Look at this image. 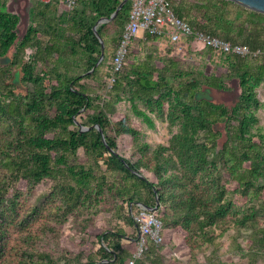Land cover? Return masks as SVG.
I'll use <instances>...</instances> for the list:
<instances>
[{
	"label": "trees",
	"instance_id": "16d2710c",
	"mask_svg": "<svg viewBox=\"0 0 264 264\" xmlns=\"http://www.w3.org/2000/svg\"><path fill=\"white\" fill-rule=\"evenodd\" d=\"M122 1L77 0L72 10L65 9L59 0L47 4L40 1L51 13L62 8L69 15L68 19H63L62 24H57V20L46 18L45 12L41 11L40 16L45 19L41 22L45 29L43 34L47 35L43 48L40 47L34 26L27 28L16 45L15 30L19 19L5 12L0 1V264H126L125 261L131 258L136 248V236H126L124 229L104 230L96 236L98 247L95 254L86 262L79 259L75 262L67 255H61L59 259L32 244L27 246V242L39 240L37 236L28 235L23 238L24 248L18 247L16 259L5 260L13 251V248L9 249L10 230L13 227L20 231L28 229L40 209L35 205L27 214L20 215V193L14 188L20 181H24L30 190L45 179L52 181L46 201H59L58 205L47 207L49 211L60 213L56 216L57 222H64L76 210L85 209L97 215L99 206L108 196L110 200L117 198L121 201L127 211L124 223L137 231L132 218L137 209L136 204L153 207L158 201L156 214L162 223V240L165 228L180 231L187 241L213 243L210 232L221 223L228 208L227 202H222L223 192H207L200 188L201 182H192L191 188L186 191H172L166 181L159 180V167L154 169L159 178L156 186L140 171L145 166L142 161L131 162L116 154L115 138L119 135L134 136L136 132L123 120L111 122L103 109L111 111L113 103L121 99L120 94L126 87L131 101L144 100L150 111L160 109L169 93H173L175 105H180L186 114L182 131L173 138L174 145L170 146L176 151L180 164L189 166L192 173H195L205 171L206 164L215 167L216 162H219L240 193L254 197L258 203L257 211L264 216V200L258 199L264 191V148L244 137V110L252 96L247 81L250 77L256 82L264 81V59L254 71L247 59L249 56L240 57L203 46L208 52L223 55L227 73L238 79L239 102L230 112L200 97L203 91L201 85L221 89V76L210 74L202 75L201 78L189 77L176 89L163 76H155L157 70L149 64L130 65L126 72L116 76L108 88L109 100L102 105L95 104V101L101 99L100 96L92 97L91 91L80 84L82 80H98L101 64L89 73L100 56V42L93 32V26L98 19L110 17ZM171 7L175 15L186 21L193 30L216 36L231 45H237L240 41L238 45L247 47L250 55L256 54V58L264 52L263 14L229 0H198L193 4L198 11L195 18H189L182 9ZM129 10L130 4L127 1L111 22L97 27L104 44L107 43L104 29L110 24H117L120 33L110 39L117 47ZM35 22L39 23L33 18ZM143 37L147 41L160 38L146 32ZM13 46L15 55L10 60L7 53ZM31 48L36 51L34 58L22 63L21 55ZM53 54L57 55L53 63V74L47 80L44 74H34V61L46 63ZM19 67L23 81L31 86L23 98L17 96L13 88L18 81ZM112 73L111 58L106 82ZM89 109H93V114L88 115L82 126L98 125L104 141L96 128L79 131L77 117ZM52 110L53 114H50ZM136 114L152 125L146 112L137 110ZM220 123L227 130L225 135L219 132ZM198 130L203 131L205 142L199 152L194 153V147L189 141H193ZM108 132L113 136H108ZM221 137H224L223 142ZM218 139L221 140V146L216 148ZM78 150L87 156L88 164L78 163ZM210 153L213 158L208 160ZM99 162L105 165L108 173L117 176L113 181L107 180L106 172H95L94 166L98 167ZM164 162L168 164L171 161ZM123 239L128 240L129 244L125 245ZM252 240L263 248L264 230L256 232ZM148 244L143 256L133 264H161L158 248L150 241Z\"/></svg>",
	"mask_w": 264,
	"mask_h": 264
},
{
	"label": "rangeland",
	"instance_id": "374dc122",
	"mask_svg": "<svg viewBox=\"0 0 264 264\" xmlns=\"http://www.w3.org/2000/svg\"><path fill=\"white\" fill-rule=\"evenodd\" d=\"M0 1L5 12L16 15L19 19L15 30L17 35L16 45L25 35L27 28L34 26L37 30V38L40 40V47H44L47 35L43 34L45 29L41 22H44L45 19L40 16L41 11L45 12L46 18L57 20V24H62L63 19L69 17L62 8L55 11V13L49 12L39 0ZM197 1L169 0L168 2L171 6L182 9L189 18H195L198 11L193 7V4ZM233 14L231 11V16ZM33 18L39 23H33ZM104 33L107 34V43L104 44V58L100 62L98 80L89 79L80 82L81 86L87 87L91 91L92 97L100 96L101 99L95 101V104L98 105H102L109 100L108 88L110 87L105 79L108 76L111 58L116 51V44L111 43L110 39L120 33V28L117 24H110L104 29ZM162 38L147 41L144 40L143 36L137 37L130 45V52L124 61L123 71L126 72L132 64H149L157 70L155 76L157 74L163 76L176 89L180 83H184L189 77L201 78L202 75L215 74L222 77L223 87L213 89L201 85L203 91L200 93V97L207 98L212 103L225 107L229 112L238 104L240 96L239 82L236 77H232L227 73V64L223 61V55L208 52V49L203 47L202 43L186 37H182L177 43H171L166 36ZM159 39L163 44L161 46L154 43ZM238 44H241V42L238 41ZM35 52L34 48L27 49L21 55L22 63L32 61ZM14 55L15 46L7 53L10 60L13 59ZM246 56H249L247 59L251 62V68L256 71L257 66L264 59V57H260L264 56V52L257 58L256 54ZM56 58L57 55L53 54L46 63L34 61V74H44V78L47 80L53 74V63ZM60 70L61 68H59ZM18 71V81L14 83L13 88L14 93L22 97L30 90L31 86L23 81V73L20 71V67ZM247 82L252 96L244 110V137L253 140L264 148V81L256 82L254 78L250 77ZM45 84H47V81H45ZM120 98L118 102L113 103L111 111L104 109L103 111L111 122L117 123L123 120L126 125L135 130L136 134L134 136H117L115 138L116 154L131 162L142 161L145 166H142L140 171L145 178L156 186H158L159 178L155 175L156 171L154 169L159 167V180L166 181L172 191H186L191 188L192 182L196 184L201 182V189L211 193L223 192L224 200L222 202H227L228 208L221 223L213 227L210 232L213 236V243H206L202 240L197 242L187 241L180 231L163 228L165 231L163 240L161 244L156 245L158 255L161 257V264H211L214 262L264 264V247L260 248L252 240L256 232L264 230V216L260 215V211H257L258 203L254 197L248 193L241 194L219 162H216L215 167L206 164L204 165L205 171L192 173L193 170L189 166L184 167L180 164L176 151L170 147L174 145L173 138L181 133L182 126L186 123L184 119L186 114L184 115L180 105H175V95L169 93V97L164 100L162 107L154 111L149 110L144 100L134 99L131 101L127 87L120 94ZM137 110L146 112L152 125H149L142 117L138 116L136 114ZM50 114H53V110L50 111ZM92 114L93 109L83 112L81 116L77 117L76 123L82 126L87 121L88 115ZM218 128L219 132L225 135L227 130L224 124L220 123ZM107 135L113 136L109 132ZM221 138L223 142L224 137ZM220 139L217 141L216 148L221 146ZM204 142L203 131L198 130L193 136V141H189V144L194 147V153H197ZM181 151L183 152L184 149ZM211 158H213L212 153L208 155V160ZM165 160L171 162L166 164ZM77 161L80 164H88L87 156L82 150L77 152ZM94 170L95 172H106L105 175L109 182L117 177L108 173L102 162H99L98 167L94 166ZM51 187L52 181L48 179L43 180L31 190L28 189L24 181H20L14 186L20 193V215L27 214L35 205L40 209L34 219L35 221L28 229L23 231L18 230L16 227L9 229L11 234L9 249L13 248V251L5 257V260L16 259L15 253L18 251L19 246L24 248L25 240L23 238L28 235L37 236L39 240L38 242H27V246L32 244L35 248L48 251L59 259H61V255H67L70 260L75 262L76 259L86 262L88 258L95 254L98 247L96 236L104 230L124 229L126 236H136V230L129 228L124 223L127 211L122 207L121 201L117 198L116 200H110L108 196L99 206L97 215H92L91 211L85 209L76 210L64 222H57L58 217L56 216L60 213L56 210L49 211L47 209L48 205L56 206L59 204L58 200L46 201V196L49 194ZM258 199L264 200V191ZM122 242L125 245L129 244L126 239H123ZM148 247L149 244H147ZM95 260H97V257H95ZM131 260L132 256L125 263L129 264Z\"/></svg>",
	"mask_w": 264,
	"mask_h": 264
},
{
	"label": "built area",
	"instance_id": "2783aa9c",
	"mask_svg": "<svg viewBox=\"0 0 264 264\" xmlns=\"http://www.w3.org/2000/svg\"><path fill=\"white\" fill-rule=\"evenodd\" d=\"M43 3H51L54 0H40ZM65 9L72 10L77 0H59ZM130 10L128 19L124 25L116 51L112 57V75L107 79V85L111 87L116 76L120 75L124 68V61L130 52V45L138 37L139 32L149 35L166 36L171 43H177L182 37L193 38L204 46L217 52L233 54L240 57L250 55L247 47L242 45H231L228 42L200 30H193L184 20L175 15L167 0H128ZM136 211L132 218L137 228L136 250L132 254L133 264L135 260L142 257L147 249L148 242L159 245L162 242V223L157 216L156 210H147L141 204H136Z\"/></svg>",
	"mask_w": 264,
	"mask_h": 264
},
{
	"label": "water",
	"instance_id": "95a60500",
	"mask_svg": "<svg viewBox=\"0 0 264 264\" xmlns=\"http://www.w3.org/2000/svg\"><path fill=\"white\" fill-rule=\"evenodd\" d=\"M128 0H123L118 8L110 15V17L108 18H100L97 20V22L95 23V25L93 26V32L94 34L96 35V37L98 38L99 42H100V56L97 60V62L95 63L94 67L89 71L92 72L94 70L95 67H97L100 62L102 61V59L104 58V42L102 40V38L100 37V35L98 34L97 32V27L100 25V24H103L105 22H108V21H112L118 14L119 10L123 7V5L125 3H127ZM235 4H238L248 10H251V11H254V12H257L259 14H263L264 15V0H229ZM90 128H96L99 133L101 134L102 136V139L104 141V137H103V134H102V130L100 129V127L98 125H95V126H91V127H84V126H81L79 125V131H86V130H89ZM142 207L146 208L147 210H156L158 207H159V202L156 201L155 203V206L151 207V206H146V205H143L141 204ZM96 264H99V263H96Z\"/></svg>",
	"mask_w": 264,
	"mask_h": 264
},
{
	"label": "crops",
	"instance_id": "0c3cea01",
	"mask_svg": "<svg viewBox=\"0 0 264 264\" xmlns=\"http://www.w3.org/2000/svg\"><path fill=\"white\" fill-rule=\"evenodd\" d=\"M143 36V32H140V34H138V38L139 37H142ZM162 37H160V39H161ZM159 39V41H156V42H154V43H157L159 46H161V40ZM163 39V38H162ZM163 45V44H162ZM137 232V231H136Z\"/></svg>",
	"mask_w": 264,
	"mask_h": 264
}]
</instances>
